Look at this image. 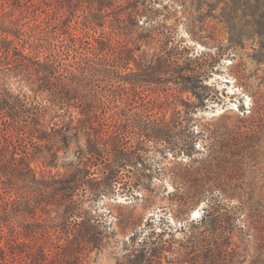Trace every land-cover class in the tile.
<instances>
[{
	"label": "trees",
	"instance_id": "1",
	"mask_svg": "<svg viewBox=\"0 0 264 264\" xmlns=\"http://www.w3.org/2000/svg\"><path fill=\"white\" fill-rule=\"evenodd\" d=\"M24 2L31 7L30 0ZM46 5L57 14L54 30L33 33L21 25L22 32L11 33L20 47L6 36L0 38V54L9 57L7 63H13L23 79L32 80L36 86L31 90L37 97L45 93L48 102L41 105L35 97L0 91V116L13 119L18 140L28 138L17 142L0 135V173L8 184L1 192L0 264H82L105 239L100 220L86 209V199L119 183L121 170H134L130 181L144 174L147 148L141 140L154 146L165 143L176 151L190 147V134L174 130L181 120L179 112L169 120L150 114L147 125L125 95L130 88L135 92L152 84L194 89L201 81L200 69L186 68L179 54L165 48L148 60L141 58L146 63L139 62V41L148 37L142 31L157 29L145 28L140 21L145 16L146 22H156V0H49ZM81 22L84 28L110 31L92 38L96 46L87 39V30L85 35L74 32ZM162 35L167 45L170 33ZM115 88L125 92L117 95ZM206 90L203 97L210 94ZM112 103L120 112L113 111ZM70 107L78 115L69 112ZM64 108L68 120L52 122ZM71 138L86 143L73 161L64 163V172L37 177L31 162L39 159L45 166H56ZM130 139H135V147L128 145ZM207 206L199 219L175 230L161 218L157 230L149 218L144 229L128 237L123 259L116 264H241L244 255L233 240L241 206ZM176 232H181V239H175ZM169 253H177L175 260Z\"/></svg>",
	"mask_w": 264,
	"mask_h": 264
},
{
	"label": "rangeland",
	"instance_id": "2",
	"mask_svg": "<svg viewBox=\"0 0 264 264\" xmlns=\"http://www.w3.org/2000/svg\"><path fill=\"white\" fill-rule=\"evenodd\" d=\"M48 1L30 0L31 7L26 8L24 0H0V38L6 36L20 47V40L11 34L22 32L19 26L33 33L41 28L54 30L57 14L46 5ZM156 6V22H146L145 16L140 21L145 28L157 29L142 31L148 37L139 41V62L146 63L141 58L148 60L165 48L179 54L186 68L200 69L201 81L194 89L185 90L173 83L172 89L152 84L135 92L128 81L120 83L130 88L125 95L137 105L135 110L142 114L144 124L149 125L150 114L169 120L179 112L181 120L174 130L190 134V147L176 151L165 143L154 146L141 140L147 148L144 174L130 181L128 176L134 170H121L123 179L119 183L100 188L102 192L96 191L86 199V209L100 220L105 239L82 264H116L123 259L128 237L144 229L149 218L157 230L160 218L175 230L199 219L209 204L220 210L229 204L241 206L233 235L244 255L241 264H264V0H156ZM86 30L87 39L96 46L92 38L110 31L108 27L84 28L81 22L74 32L85 35ZM167 32L171 40L163 45L162 34ZM7 62L9 57L1 55L0 91L26 94L41 105L48 104L45 93L37 97L31 90L36 86L32 80L23 79L16 66ZM208 88L210 94L203 97ZM115 92L121 95L125 91L115 88ZM112 105L113 111L119 109ZM146 107L153 109L146 111ZM68 109L78 115L75 107ZM57 112L61 115L52 122L68 120L66 108ZM12 121L0 116V135L12 136L17 142L28 140L21 134L22 139L16 138ZM85 143V139L77 143L71 138L54 167L33 160L31 166L37 177L64 172V163L73 161ZM128 145L135 147V139ZM5 180L0 173L1 211V192L8 185ZM203 188L207 191L200 193ZM181 237V232L175 233V239ZM176 256L168 254L171 260Z\"/></svg>",
	"mask_w": 264,
	"mask_h": 264
}]
</instances>
